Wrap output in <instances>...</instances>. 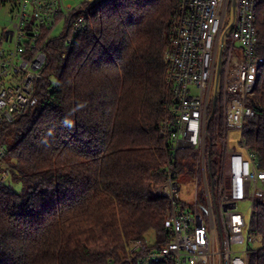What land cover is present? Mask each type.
Returning <instances> with one entry per match:
<instances>
[{
  "label": "trees",
  "instance_id": "trees-1",
  "mask_svg": "<svg viewBox=\"0 0 264 264\" xmlns=\"http://www.w3.org/2000/svg\"><path fill=\"white\" fill-rule=\"evenodd\" d=\"M16 1L0 0V8ZM179 2L102 1L65 61L61 44L53 46L48 76L59 77L58 87L40 83L28 111L0 125L10 168L0 182V264H141L128 260L130 242L153 235V250L169 242L170 205L156 188L169 162L160 136L164 54ZM256 29L264 58V3ZM249 106L255 115L246 120L243 138L264 170V68ZM224 134L223 110L215 108L206 151L213 191ZM179 159L178 176H194L197 152ZM256 206L250 263L264 264V199Z\"/></svg>",
  "mask_w": 264,
  "mask_h": 264
},
{
  "label": "built area",
  "instance_id": "built-area-1",
  "mask_svg": "<svg viewBox=\"0 0 264 264\" xmlns=\"http://www.w3.org/2000/svg\"><path fill=\"white\" fill-rule=\"evenodd\" d=\"M106 0H17L11 6L0 47V125L20 119L30 108L40 83L58 87L49 77L53 46L60 43L65 61L88 18ZM264 0H180L171 22L165 115L160 127L169 162L156 193L169 201L165 229L169 242L153 250L148 241L128 246L131 261L172 264H251L255 240L252 218L264 199V170L243 138L249 106L264 68L258 55L257 10ZM64 24L60 37L56 29ZM49 100H43L46 105ZM222 108L225 125L222 172L214 191L206 151L211 112ZM231 132L238 141L231 139ZM197 152V176L189 200L180 197L179 155ZM8 149L0 145V182L10 177ZM249 202L248 215L239 211Z\"/></svg>",
  "mask_w": 264,
  "mask_h": 264
},
{
  "label": "rangeland",
  "instance_id": "rangeland-1",
  "mask_svg": "<svg viewBox=\"0 0 264 264\" xmlns=\"http://www.w3.org/2000/svg\"><path fill=\"white\" fill-rule=\"evenodd\" d=\"M85 0H67V4L68 5H72V6H77L79 4H82ZM10 12H11V6L9 4L2 6L0 8V38L2 37V31H3V27L4 25L8 24V20L10 17ZM64 29V24L60 25L56 31L54 32V37L58 38L60 37V35L62 34ZM231 139L234 141H238V135L235 132H231ZM222 172V170H221ZM197 173V171H196ZM195 173V175L190 176V175H186L182 174L181 176H178V182L181 186V193H180V197L184 198L186 200H189L191 191L193 189V184L196 180V176L197 174ZM15 190L18 192H21L22 190V186L20 184H16L15 185ZM250 206L249 202H244L241 203L239 206V211H241L242 213H244L245 215H248V208ZM147 240L150 241L151 243L154 242V236L153 235H149L147 237ZM257 245V244H256Z\"/></svg>",
  "mask_w": 264,
  "mask_h": 264
}]
</instances>
